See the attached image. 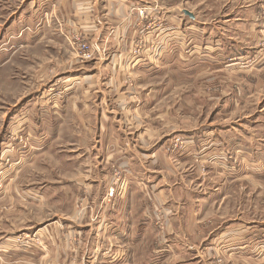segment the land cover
Wrapping results in <instances>:
<instances>
[{"label":"rangeland","instance_id":"rangeland-1","mask_svg":"<svg viewBox=\"0 0 264 264\" xmlns=\"http://www.w3.org/2000/svg\"><path fill=\"white\" fill-rule=\"evenodd\" d=\"M147 1L142 8L162 7L165 15L151 12L142 18L140 7L133 9L145 33L131 53L139 59L159 48L163 55L165 45L154 36L173 29L167 47L177 48V56H169L166 67L163 55L157 63L163 68L160 76L149 80V86L160 89L146 118L156 123V133L146 138L153 148H163L160 169L175 197L147 190L152 228L145 247H118L104 229L128 193L131 171L127 161L108 162L111 136H96L95 129L82 133V124L92 127L81 119L87 104L79 98L97 103L103 94L95 91L96 78L89 86L76 85L79 64L107 62L111 51L108 45L99 50L80 28L61 36H28L31 27L22 16L44 17L48 28L55 26L52 21L58 29L64 25L39 3L32 10V0H0V191L17 186L39 191L56 183L70 194L49 208L28 206L35 223L21 221L16 240L23 250L33 248L34 261L0 264H251L258 247L252 241L264 234V166L252 169L250 164L256 156L264 161V0ZM82 42L96 50L92 59H81ZM195 53L208 57L188 62ZM105 88L110 98L137 97L136 106L150 89H139L131 76L122 79L119 90ZM111 101L108 107L114 108ZM117 106L127 125L129 105ZM99 123H93L95 128ZM103 123L110 124L107 118ZM243 150L255 156L240 154ZM77 157L90 161L76 168ZM14 205L8 198L0 202V223L11 219ZM33 224L35 233L24 230Z\"/></svg>","mask_w":264,"mask_h":264},{"label":"crops","instance_id":"crops-1","mask_svg":"<svg viewBox=\"0 0 264 264\" xmlns=\"http://www.w3.org/2000/svg\"><path fill=\"white\" fill-rule=\"evenodd\" d=\"M147 2V0H32L30 5L32 10L36 7L35 3H39L43 6L41 8L47 11L48 14H54V16H56L54 17L55 19L62 21L64 26L59 27V29L56 27L55 21H52L55 26H53V28H48V24L45 22L44 17L33 19L31 18L32 16H22V20L23 18L24 20L26 19L28 26L31 27L30 31H28V36L33 34L34 36L41 37L45 34H51V32L61 36L64 31H73L80 28L88 34L90 39L92 38V40L97 43L99 50L105 49V46L108 45L107 47H109L111 51V54L109 51L108 54L112 55V59L107 62L97 60L93 63L79 64V66H77L78 73H93L91 75L78 74L76 76L78 80L76 85L78 87L81 83L82 86H89L92 83V79L95 80L94 78H96L94 86L99 89H95V91L98 94H103L101 100L97 103L79 98V102L87 104V109H84L85 112L81 119H84L86 123H89L88 125L92 127V129H90L85 124H82V133L88 135L95 129L96 136L97 134H108L111 136V142L113 141L111 145L113 147V152L107 155L108 162L118 163L127 161L128 168L131 171L128 193L123 200L116 203L114 211H112L113 217L111 213L110 218L108 217L109 221L106 219L107 228L104 229L105 232L109 230L111 237H113L112 241L115 245L118 244V247H126V245L131 247L135 244H139V247H145L144 243L147 241L148 230L152 228L151 222L148 219L151 213L149 211V202L147 201L149 199L147 190L158 189V196L164 193L167 197L170 196L173 199L175 197L169 177L160 169L164 162L163 148L161 146L153 148L146 138L147 135H154V133H156V123L152 124L146 118L147 114L151 115L150 113L155 109L154 104L158 101L157 94L160 89L157 86H149V80L160 76V70L163 68L161 66L158 68L159 64L157 63L161 60V57L165 55L163 66L167 67L166 62L169 60V56H177V48L173 47L170 50L171 47H167V45L173 42V35H171L173 29L165 32L161 30L159 35L157 33L156 36H154V39H156V43L161 41L163 44L161 47L165 45L163 48V55L162 52L158 55V48L152 53L149 50L146 51L144 53L145 55L139 59L133 58L134 56L131 53L133 45L136 40L145 33V30L143 29L144 32L141 30L139 18L137 15L132 14V11L137 7H143ZM165 8L167 7L165 6ZM159 10L160 11H153L152 14H161L164 16L165 12L162 11V7H159ZM174 10L175 9L167 11L171 12ZM192 21H195V16L190 19L188 18L186 23L188 24V22ZM187 28L190 29V26L187 25ZM155 53H157V55H154ZM212 54L216 55L217 53ZM207 57H202L200 53H195V55H189L187 61L195 62L199 59H207ZM126 76L133 77V84L136 83L139 89L150 87L149 91L144 93L146 95L142 97L140 105L136 106L135 101L133 102L134 98L137 99L135 96L129 97V101L126 96L124 101L123 95L110 98L102 92V89H106L105 87L108 86L118 88V90L121 89L122 79ZM112 99L117 105H129V111L126 112H129L131 121L129 120L127 125L123 123V118L120 114L122 106L116 105L114 108L108 107V104L112 103ZM98 113L101 115H98ZM106 118L110 124L103 123ZM97 120L100 121V123L98 127L95 128L93 123H97ZM195 134L185 133L184 135L192 139L196 137ZM240 154L247 155V157L255 156V154H249V152H245L244 150L240 152ZM81 157L83 158V155H81ZM82 158L80 159L77 157L75 160L74 165L76 168H83L85 163H89L90 159ZM255 158L257 159L250 160L251 162L256 161L250 163L251 166H253L252 169H256L260 165L264 166L263 160L259 159L258 156ZM244 161L249 162L247 158H243L242 162ZM100 164L101 163L98 165ZM152 165L157 166L153 168ZM80 176L82 177V174ZM15 180L16 177H13L12 183H14ZM147 185H149V188ZM153 194L156 198V193L153 192L152 195ZM69 195L68 189L64 184L56 183L51 185V187L50 184L43 185L40 187L39 191L35 190V188H30L29 190L20 189L18 186L11 192L0 191V202L5 198L17 202V205H14L15 207L13 208L11 219H4L1 221L2 223H0V262L7 260L8 262L16 261L18 263L19 258H25L22 259L24 261H34L33 259L37 255L32 250L33 248L27 246L29 248L23 250L21 249L23 247L19 245L20 242L16 240L20 234L21 221L27 225L35 223L33 221L34 219H30L27 208H49L52 206V202L57 199L60 202L67 200ZM20 204L27 205V207L20 208ZM171 206L172 205H170V207ZM26 215L28 217L27 219L24 217ZM256 228H258V226ZM263 228L264 227H262V229ZM38 229L40 230L41 228ZM24 230L35 233V226L34 224L32 226H27ZM82 230L84 231V229ZM262 236L263 237H259L252 241L253 246L257 244L258 247L255 250L256 255L252 258L251 264H264V234ZM6 245L10 246L9 249L5 248ZM16 250H23L24 252L19 253ZM238 258L243 257L238 256ZM247 258L249 259V257Z\"/></svg>","mask_w":264,"mask_h":264},{"label":"built area","instance_id":"built-area-1","mask_svg":"<svg viewBox=\"0 0 264 264\" xmlns=\"http://www.w3.org/2000/svg\"><path fill=\"white\" fill-rule=\"evenodd\" d=\"M138 10V14L139 16H141L142 18H148L150 13L152 12L151 9H149L148 7H140V8H137ZM76 42H77V39H76ZM81 59L83 60H90L93 58L94 54H95V49L91 46H87V44H84L83 42L81 43ZM113 192H110V195H112Z\"/></svg>","mask_w":264,"mask_h":264},{"label":"water","instance_id":"water-1","mask_svg":"<svg viewBox=\"0 0 264 264\" xmlns=\"http://www.w3.org/2000/svg\"><path fill=\"white\" fill-rule=\"evenodd\" d=\"M185 14L191 17V14L189 12L185 11Z\"/></svg>","mask_w":264,"mask_h":264}]
</instances>
